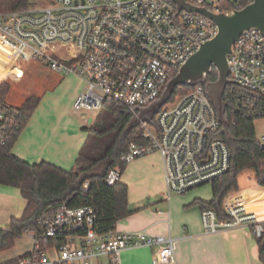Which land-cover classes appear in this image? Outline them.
I'll list each match as a JSON object with an SVG mask.
<instances>
[{
	"label": "built area",
	"instance_id": "obj_1",
	"mask_svg": "<svg viewBox=\"0 0 264 264\" xmlns=\"http://www.w3.org/2000/svg\"><path fill=\"white\" fill-rule=\"evenodd\" d=\"M47 1L44 6L0 10V64L8 77L19 76L18 62L39 60L64 76L76 75L84 81L72 104L75 112L97 114L111 101L129 109L139 122V139L128 142L120 162L159 153L168 199L228 171L230 150L213 136L219 120L204 85L170 98L150 122L139 118L141 109L159 99L172 73L215 37L218 27L212 20L178 9L174 0ZM184 1L213 13H228L250 0ZM227 63L232 90H224L223 98L237 113L261 112L264 32L255 27L244 30L232 43ZM18 129L15 106L0 103L1 141ZM259 140L264 144V135ZM120 177L121 168L115 166L105 182L111 185ZM88 187L89 182H84L82 188ZM223 212L220 218L212 208L201 210L204 233L246 227L255 237L264 236V215L232 202L223 205ZM96 219L90 205L64 203L50 209L37 227L24 230L33 245L19 264H121L124 250L142 246L154 248L152 264H176V244L170 235L102 231Z\"/></svg>",
	"mask_w": 264,
	"mask_h": 264
},
{
	"label": "trees",
	"instance_id": "obj_2",
	"mask_svg": "<svg viewBox=\"0 0 264 264\" xmlns=\"http://www.w3.org/2000/svg\"><path fill=\"white\" fill-rule=\"evenodd\" d=\"M249 2H244L241 8ZM34 5L35 0H0V10L3 11ZM175 74L172 73L170 78ZM216 79V70L212 68L202 85L214 83ZM192 88L176 87L170 100ZM231 90L229 84L225 93ZM9 91L10 84L0 80V103H7ZM39 102V96H29L20 106H15L19 129L7 135L4 142L0 139V184L19 189L26 200L22 215L11 218L8 226L0 228V252L11 248L25 229L37 227L39 219L48 215L50 209L64 203L67 206L94 207L97 214L95 223L102 231L115 228L116 221L130 213L127 185L120 180L109 185L105 178L115 166L123 171L126 164L120 162L121 153L128 142L139 139V122L133 113L115 102L104 103L89 126L82 127L87 136L75 158L74 167L67 170L45 160L29 163L12 153L14 142ZM223 102L222 119L218 118L219 126L213 136L222 139L230 150L229 169L210 182L212 198L209 201L196 200L201 210L212 208L220 218L225 216V196L238 190L240 172L252 169L257 184L264 185V144L257 138L254 126L255 119L264 117V109L257 114L245 115L237 113L225 97ZM86 181L89 187L84 190L82 186ZM255 238L259 245L260 259L264 262V251L261 248L264 236ZM19 259L4 264H14Z\"/></svg>",
	"mask_w": 264,
	"mask_h": 264
},
{
	"label": "crops",
	"instance_id": "obj_3",
	"mask_svg": "<svg viewBox=\"0 0 264 264\" xmlns=\"http://www.w3.org/2000/svg\"><path fill=\"white\" fill-rule=\"evenodd\" d=\"M17 66L19 76L15 78H21L25 73L19 62ZM0 80L4 81L1 77ZM84 86V81L78 76L62 75L58 88L68 92L65 102L59 104L53 96H39L40 102L14 142L12 153L29 163L45 160L63 169L73 168L86 134L82 131L84 126L70 118V113ZM89 118L93 120V117ZM120 181L128 187L130 213L116 221V230H146L154 235H170L176 244V264H264L257 240L248 228L210 234L203 232L201 208L196 200L209 201L212 191L189 190L167 198L163 161L159 153L154 152L126 164ZM254 192L251 198L239 193L238 179V190L229 192L223 205L232 202L263 207L264 185L256 182ZM25 205L26 200L19 189L0 184V228L8 226L11 218L20 217ZM254 211L258 216L264 215V209ZM32 245L30 237L22 235L11 248L0 252V264L25 256L32 250ZM153 252L154 248L147 246L128 248L121 253V264H152ZM19 260L14 264H19Z\"/></svg>",
	"mask_w": 264,
	"mask_h": 264
},
{
	"label": "water",
	"instance_id": "obj_4",
	"mask_svg": "<svg viewBox=\"0 0 264 264\" xmlns=\"http://www.w3.org/2000/svg\"><path fill=\"white\" fill-rule=\"evenodd\" d=\"M174 2L178 9L198 12L208 17L217 25L218 32L180 66L177 73L167 82L159 99L140 110L139 118L143 122H150L159 108L169 101L176 87L202 84L214 68L217 79L214 83H206L205 89L221 120L224 110L223 93L230 82L227 54L231 51L232 43L244 30L255 27L264 32V0H251L244 7L228 13H213L203 7L188 4L184 0ZM91 121L92 118H89L88 123ZM261 248L264 251V239Z\"/></svg>",
	"mask_w": 264,
	"mask_h": 264
},
{
	"label": "rangeland",
	"instance_id": "obj_5",
	"mask_svg": "<svg viewBox=\"0 0 264 264\" xmlns=\"http://www.w3.org/2000/svg\"><path fill=\"white\" fill-rule=\"evenodd\" d=\"M47 3V0H35L34 6H44L47 5ZM19 64L25 73V75H23L21 78L6 76L5 68L0 65V77L10 84V91L6 98V101L8 103L17 106L21 104L24 98H27L31 95H45V98L48 96H53L58 100L57 102L59 104L65 102L68 92H64L61 88H58L59 82L62 81V74L48 68L39 60L19 62ZM94 116L95 113L93 111L75 112L74 110H72V112L70 113V118L84 127L89 126L90 124L88 123V121H86V119L89 117L94 118ZM254 126L256 136L259 139L262 135H264V117L255 119ZM82 131L87 136V132L84 130ZM238 179L239 193L247 194L248 196H250V198L253 197L255 194L254 189L256 187V178L254 171L250 168L245 169L239 174ZM196 189H202V191L210 193L211 184L205 183L191 190ZM162 195L165 196V192H162ZM254 200L252 199V201ZM246 206L249 209L257 210L258 212L264 209V206Z\"/></svg>",
	"mask_w": 264,
	"mask_h": 264
}]
</instances>
